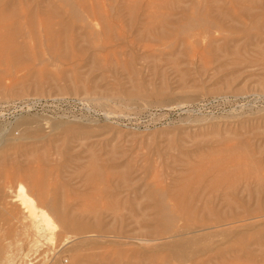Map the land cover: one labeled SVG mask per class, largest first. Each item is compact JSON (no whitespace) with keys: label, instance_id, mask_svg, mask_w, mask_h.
I'll return each instance as SVG.
<instances>
[{"label":"rangeland","instance_id":"1","mask_svg":"<svg viewBox=\"0 0 264 264\" xmlns=\"http://www.w3.org/2000/svg\"><path fill=\"white\" fill-rule=\"evenodd\" d=\"M90 8L127 36L126 46L110 54L93 48ZM0 11L10 18L16 11L0 31L69 39L28 45L22 55L0 49V162L9 170L10 159L30 149L37 165L44 151H59L70 167L41 194L13 181L17 203L9 209L29 215L39 200L54 205L46 209L52 228L40 239L49 255L34 260L39 253L9 238L13 264L25 251L27 264H53L72 249L75 241H63L73 234L57 220L62 205L99 233L82 236L90 244L79 253L83 263L67 252L61 264H264L263 217L181 239L172 232L183 224L177 214L204 228L237 211L264 216V184L256 185L264 183V0H0ZM216 26L223 30L208 36ZM195 33L202 42L185 44ZM213 182L232 183L227 194L236 189L244 198L225 203L205 189ZM203 243L210 251L197 252Z\"/></svg>","mask_w":264,"mask_h":264},{"label":"bare ground","instance_id":"2","mask_svg":"<svg viewBox=\"0 0 264 264\" xmlns=\"http://www.w3.org/2000/svg\"><path fill=\"white\" fill-rule=\"evenodd\" d=\"M13 6L16 5V1H13ZM157 5L160 7V5L157 3ZM162 5V4H161ZM157 6V7H158ZM4 7V6H3ZM85 7V6H84ZM7 8V7H4V9ZM20 9V8H19ZM18 9V10H19ZM91 9V8H90ZM87 10V9H84L85 12L87 10V20L88 21V24H87V28L88 29V38L91 40L90 43H92L93 45V48L95 49H100L101 51H104L106 53H115L117 50L119 49H122L124 46L127 45V36H121V35H118L116 34L115 31H113L114 29H112L110 27V30L108 28H106L105 26H109V24H104V22L106 20H104L105 18L103 17V15L99 12L97 13L93 8L91 10ZM17 10V11H18ZM93 11V13H92ZM95 13V14H94ZM6 15V16H4ZM12 17L13 15H16V11L11 14ZM0 16H4L5 17V21H0V23H6L7 21H9L11 18L8 17L10 16L9 14H4L2 13V11H0ZM10 19H8V18ZM15 18V17H13ZM12 18V20H13ZM84 20V19H83ZM95 25H94V24ZM106 23V22H105ZM8 26L9 23H7ZM101 26V30H109V33L105 31V33H108L106 34V36L101 32L100 34H95L94 30H92L94 28V26ZM215 26V25H213ZM106 29H105V28ZM18 29L15 30V33L16 32H19L17 31ZM219 30H223L221 27L219 26H216V27H213L212 29H209L206 34L210 37H212L213 35H216L218 32H220ZM113 33H112V32ZM110 32L112 33V35H110ZM115 33V35H114ZM15 34H11L10 31L6 28L2 29L0 31V49H7L9 50L10 48L12 47H16L17 48V52H19V54L21 53H25V47L26 46H31L32 48H35L36 46L38 45H42V44H45L47 46H50L51 48L55 47L56 44L60 45V44H63V43H69V39L66 40V39H61L59 41H55L54 38L52 37H49L47 35L45 36H42V35H39V34H36L35 32L30 34L29 37H21L19 35H15ZM105 36V37H104ZM203 33H195V34H192L191 36H189L186 40H185V44L188 42L189 44L193 45V44H199L202 42L203 40ZM83 39L85 40V38L83 37ZM191 40V41H190ZM73 41V39H71V42ZM215 41V40H214ZM89 42V40H88ZM226 42V41H225ZM74 43V42H73ZM6 51V50H5ZM4 52V50H3ZM8 52V51H6ZM2 55V54H1ZM0 55V56H1ZM22 55V54H21ZM24 55V54H23ZM26 55V54H25ZM34 150H23L22 151L20 150L18 153H19V156L17 157V161H16V158H15V161L10 159V163H8V165L10 164L9 168L12 169V172H9L11 171L9 168V170H6L5 169V166L6 164L4 163L5 166H3V163L0 162V260L1 262L5 261L4 263L5 264H13L15 263L14 262V259H13V254H7L8 252L6 250H8V246L4 243L5 241H7L9 238H15V239H18L19 242H21V244H23L22 247H26L28 248L27 250L28 251H34V255H37L39 253V256L38 258L35 257L34 260L36 259H39V257L41 256H44L43 254H47L46 251H42L43 248H41V243H40V239L41 238H44L47 235V232L51 230L50 228V224H49V216L47 215V212H46V209L47 208H54V205L53 203H50L49 204V201L48 203L47 202H44V200H39V202L36 204V203H33L32 205V208H31V211L28 214H26L24 211H19V209L17 210H14V209H9L8 208V205L12 204L15 205L14 203L16 202L12 196H11V190L13 189L12 188V184H13V181L17 178L21 179V181L23 180V183L25 181L26 185L28 184V187H29V191H35L39 194L42 193V191H45L47 188H48V185H49V181L48 179L50 180H56L59 181L58 179L60 178V175L62 173H65L64 171H66L65 169H67V165L69 164H66V163H62L61 162V158L60 156L56 153H59L60 152H56L54 154H52L51 152H47V151H44L43 153V156L42 157H39L37 160V165H35V161L33 162L31 158H29V156H31V154L33 153ZM56 151V150H55ZM47 154V155H46ZM16 155V154H15ZM61 155V154H60ZM56 156V157H55ZM58 156V157H57ZM58 158H60V162H58ZM3 159V158H2ZM58 159V160H57ZM20 160V161H19ZM3 161V160H1ZM9 161V160H8ZM19 161V163H18ZM35 163V164H34ZM35 166V167H34ZM70 168V167H69ZM68 168V169H69ZM67 169V170H68ZM66 174V173H65ZM66 177V176H65ZM67 177H68V174H67ZM64 179V178H62ZM69 179V178H68ZM55 180V182H56ZM17 181V180H16ZM15 181V182H16ZM64 181V180H62ZM210 183L214 180H209ZM70 182V181H69ZM242 184L246 185L244 186V189L245 191H248L249 189V181L248 180H242L241 181ZM60 182H58L57 184H59ZM207 183V181H206ZM216 182H213L211 185L209 186H205V189H209L210 192L212 191V193L214 192V194L217 195L218 198H221L220 196L223 197V199L225 200V203L227 201H230L232 202L234 205H237L238 203V198L239 199H242L244 198V195L245 193L242 192V195L241 197H238V194L236 192V189L234 190L233 194L232 195H228L227 194V191H229L230 189H232L234 187V185L232 183H229L227 184V186H223L221 184H215ZM259 187H261L264 183H261L260 181H257L256 182ZM56 184V183H55ZM56 184V186H57ZM66 184L67 183V180H66ZM209 184V182L207 183ZM206 184V185H207ZM51 185V184H50ZM236 185V183H235ZM59 186V185H58ZM230 186V187H229ZM232 186V188H231ZM257 186V187H258ZM27 187V188H28ZM60 187L62 188V185H60ZM246 187V188H245ZM26 188V187H25ZM25 188L24 186H20L19 187V191H21L22 193V198H27L30 200V198L28 197V192L26 193L25 192ZM57 188V187H56ZM64 188V187H63ZM66 188V187H65ZM226 191H225V189ZM50 189V187H49ZM14 190V189H13ZM63 190V189H62ZM261 190V188H260ZM65 191V190H64ZM62 191V194H64ZM14 192V191H13ZM51 194V192H50ZM48 194V195H50ZM213 194V195H214ZM43 195L46 196V194H44L43 192ZM42 195V196H43ZM234 195V196H233ZM44 196V197H45ZM233 196V197H232ZM50 197V196H49ZM52 197V196H51ZM64 197V195H63ZM66 197V195H65ZM64 197V198H65ZM236 198L235 200H233L232 198ZM63 198V199H64ZM47 198L45 197V200ZM52 198H50V201H53L51 200ZM62 199V198H61ZM217 199V198H216ZM19 200V199H18ZM67 201L68 199H64V201ZM32 201V200H31ZM65 201V202H66ZM69 201V200H68ZM62 202V201H61ZM230 202L227 203L226 205H228L227 207L229 208V210L232 211L233 206H230ZM237 202V203H236ZM17 203V202H16ZM63 203V202H62ZM69 203V202H68ZM67 203V204H68ZM73 203V202H72ZM71 203V205H72ZM53 206H52V205ZM17 205V204H16ZM59 205V204H58ZM61 205V204H60ZM70 204L66 205V206H69ZM70 205V206H71ZM74 205V203H73ZM72 205V206H73ZM7 206V208H6ZM65 206V205H64ZM62 205L63 208V211H64V207ZM18 207V206H17ZM16 207V208H17ZM61 207V206H60ZM69 208V207H68ZM72 208V207H71ZM59 209V208H58ZM48 210V209H47ZM50 210V209H49ZM69 211H71L70 209H68ZM51 211V210H50ZM56 211V210H55ZM61 211V210H60ZM56 212L57 213V216H58V223H60V226L65 230H68L71 234H73L72 237H68L64 240L66 241H63V245L67 244L66 242L70 241V240H73L75 241L74 245L73 243L72 244V249H70L68 252V254H70L74 260V262H78V261H82L83 263V258L82 256H80V252L82 250V248L87 245V241L84 240V238L82 237L84 234H91V233H99L98 230H87L85 228H82L80 226L82 225H78L77 222H74L73 220H71V218L69 217H75V215H68L67 212ZM68 213H73L72 211ZM52 212V211H51ZM75 212V211H74ZM55 213V212H54ZM77 214V212H75ZM74 214V213H73ZM78 215V214H77ZM80 215V214H79ZM183 215V214H181ZM56 216V215H55ZM81 216V215H80ZM80 216H77V217H80ZM164 216V215H163ZM171 215H169L168 217L169 218H172L170 217ZM179 215L177 214V216H173L174 217V220H178V221H182L183 224L182 225H179L175 228H173V233L175 234L173 237L174 238H179L181 239L180 237L182 236H185L186 234H197V233H200V232H203V231H206V230H209L210 228H214V229H221L223 227H232L230 229H233L234 226H237L239 224H243L249 220H252V219H258V218H261L263 216V213H254V214H250V213H241V212H238L237 213H231V216H227V217H222L221 220L215 222L213 224H210L209 225V228H204L205 226L203 224H199V225H195V226H189L188 223H186V219L184 218H180L178 217ZM189 216V215H188ZM166 217V216H165ZM167 217V218H168ZM177 217V218H176ZM168 218V219H169ZM165 219V218H164ZM188 219V218H187ZM78 221V219H76ZM167 220V219H166ZM169 220H167L168 222ZM171 222V221H169ZM168 224V223H167ZM170 224V223H169ZM168 224V225H169ZM213 225V226H211ZM52 226V225H51ZM211 226V227H210ZM240 226V225H239ZM243 226V225H242ZM243 228V227H242ZM61 229V228H60ZM62 229V230H63ZM96 229V228H95ZM241 229V228H240ZM239 229V230H240ZM229 231V229L227 230ZM241 231V230H240ZM63 232V231H62ZM211 233V232H210ZM66 234H67V231H66ZM69 234V233H68ZM67 234V235H68ZM212 234V233H211ZM97 235V234H96ZM102 235V234H101ZM210 235V234H209ZM69 236V235H68ZM94 236V235H93ZM98 236V235H97ZM95 236V237H97ZM187 236V235H186ZM61 237V236H60ZM88 237V236H86ZM101 237V236H100ZM197 237V236H196ZM62 238V237H61ZM198 238V237H197ZM14 239V240H15ZM194 239V238H193ZM197 240V239H196ZM17 241V240H16ZM15 241V242H16ZM8 242V241H7ZM71 242V241H70ZM96 242V241H95ZM94 242V243H95ZM186 242V241H185ZM191 242V241H190ZM189 242V243H190ZM10 243V242H9ZM12 243V242H11ZM62 243V242H61ZM90 243H93L92 241H90ZM188 243V244H189ZM13 244V243H12ZM11 244V245H12ZM18 244V243H16ZM20 244V243H19ZM70 244V243H69ZM194 244V243H193ZM192 244V246H193ZM204 244V243H203ZM201 245L200 247L198 246V248L196 249L197 252H204V251H210V246L208 245ZM6 245V246H5ZM90 245V244H89ZM87 245V247L89 246ZM93 246V245H92ZM212 246V245H211ZM21 247V249H22ZM194 247V246H193ZM71 248V247H70ZM85 248V247H84ZM196 248V247H195ZM20 249V250H21ZM24 249V248H23ZM62 249V248H61ZM66 249V248H65ZM185 249H188V248H185ZM194 248H192L193 250ZM47 250V249H46ZM60 250V249H59ZM24 251V250H23ZM50 251V250H49ZM63 251V250H62ZM190 252V250H188ZM19 252H22V251H19ZM26 253H20L19 257L18 258V262L19 264H27L29 263L33 258L31 256L32 253H29L27 251H25ZM66 250L63 251V252H60L58 254V256L56 258H54V263L52 261L53 264H61V260H62V255L65 254L67 255L66 253ZM183 252V251H182ZM9 253H11L9 251ZM54 253V252H53ZM188 253V252H187ZM192 253V252H191ZM184 254V252H183ZM193 254V253H192ZM11 255V256H9ZM33 255V256H34ZM49 255V253L47 254ZM181 255V254H180ZM4 256V257H2ZM53 256V254H52ZM70 256V258H71ZM189 258H191L192 256L188 253L187 255ZM186 256V257H187ZM16 257V259H17ZM187 257V258H188ZM15 258V256H14ZM43 258V257H42ZM47 258V257H46ZM183 258V256H182ZM185 258V257H184ZM194 258V256H193ZM50 259V258H49ZM65 259V258H64ZM53 260V259H52ZM193 260V259H192ZM36 262V261H35ZM40 262V261H39ZM3 263V264H4ZM42 263V262H41ZM40 263V264H41ZM51 263V262H50ZM79 263V262H78ZM1 264V263H0Z\"/></svg>","mask_w":264,"mask_h":264}]
</instances>
